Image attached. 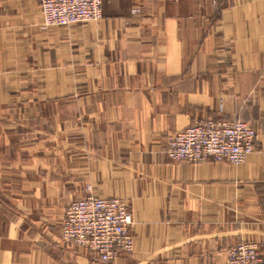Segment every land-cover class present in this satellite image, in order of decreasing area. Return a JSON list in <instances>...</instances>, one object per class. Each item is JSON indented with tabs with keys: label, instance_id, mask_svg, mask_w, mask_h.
Returning a JSON list of instances; mask_svg holds the SVG:
<instances>
[{
	"label": "crops",
	"instance_id": "1",
	"mask_svg": "<svg viewBox=\"0 0 264 264\" xmlns=\"http://www.w3.org/2000/svg\"><path fill=\"white\" fill-rule=\"evenodd\" d=\"M199 118L249 122L253 152L168 159ZM88 194L127 204L131 252L61 241ZM239 241L264 256V0H103L63 27L0 0V264H224Z\"/></svg>",
	"mask_w": 264,
	"mask_h": 264
},
{
	"label": "built area",
	"instance_id": "2",
	"mask_svg": "<svg viewBox=\"0 0 264 264\" xmlns=\"http://www.w3.org/2000/svg\"><path fill=\"white\" fill-rule=\"evenodd\" d=\"M44 27H63L102 18L103 0H37ZM216 1V0H212ZM256 131L244 120L199 118L166 138L165 154L172 161L206 160L240 164L253 152ZM132 215L119 198L88 194L72 200L60 227L63 243L87 249L100 263L133 250ZM224 264H264L254 241H239L227 251Z\"/></svg>",
	"mask_w": 264,
	"mask_h": 264
}]
</instances>
